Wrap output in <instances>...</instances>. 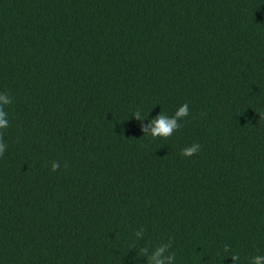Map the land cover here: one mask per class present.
<instances>
[{
  "label": "trees",
  "instance_id": "trees-1",
  "mask_svg": "<svg viewBox=\"0 0 264 264\" xmlns=\"http://www.w3.org/2000/svg\"><path fill=\"white\" fill-rule=\"evenodd\" d=\"M0 93V264L264 256V0H0Z\"/></svg>",
  "mask_w": 264,
  "mask_h": 264
},
{
  "label": "clouds",
  "instance_id": "clouds-1",
  "mask_svg": "<svg viewBox=\"0 0 264 264\" xmlns=\"http://www.w3.org/2000/svg\"><path fill=\"white\" fill-rule=\"evenodd\" d=\"M12 98L7 93H0V156H3L7 145L3 141V130L9 127L8 113L5 110L6 106L12 104ZM189 108L187 104H183L178 108L172 117L160 114L146 126L143 131L144 134H150L152 138H163L168 139L171 137L180 127V121L188 116ZM136 119H145L141 117L139 111L133 114ZM200 151L199 144H193L182 150L181 154L184 157H191ZM60 165L57 161L51 163V171L55 172L59 169ZM65 167L67 165L65 164ZM137 239L144 235L143 229L135 233ZM148 247L139 248L140 257L145 258L146 264H174L175 253L171 252V242L163 243L155 247V251L151 256H148ZM225 252H228V248L225 247ZM233 264H237L240 257L238 255H231ZM250 264H264V256L257 255L251 258Z\"/></svg>",
  "mask_w": 264,
  "mask_h": 264
}]
</instances>
